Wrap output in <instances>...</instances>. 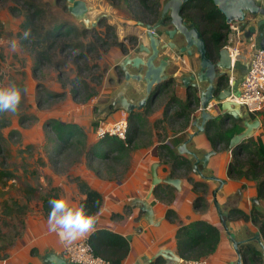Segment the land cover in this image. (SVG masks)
<instances>
[{
    "label": "rangeland",
    "instance_id": "1",
    "mask_svg": "<svg viewBox=\"0 0 264 264\" xmlns=\"http://www.w3.org/2000/svg\"><path fill=\"white\" fill-rule=\"evenodd\" d=\"M26 1L29 0H0V87L16 84L23 97L15 113H0V262L7 259L25 235L27 217L42 213L40 205L49 189L51 175L70 171L81 157L88 159L87 164L91 167L90 158L97 159L100 162L94 166L102 167L104 164V168L109 163L122 160L119 154H113L106 147L108 145L100 146L94 152L90 151V145L99 141L95 129L103 118L104 107L117 88L123 86L124 79L115 69V64L128 54L146 56L139 50V45L149 43L145 25L138 24L142 20L138 19L139 13L132 0H85L89 6L88 27L69 13L67 0H32L33 10L39 8L34 35L22 28L28 7ZM161 1L162 10L167 0ZM256 2L264 6V0ZM258 18L264 19V16L247 13L245 21L241 22L253 37L257 36ZM159 21L161 18L151 24ZM61 23H71L78 32L56 44L50 40V58L38 61L33 50L35 39L54 24ZM25 33L29 40L23 44ZM159 34L161 42L166 43L168 36ZM13 39L19 43L15 52L9 47V41ZM160 52V56H166L171 62L178 54L177 50L169 47L161 48ZM244 52L248 55L246 49ZM182 56L190 67L189 72L197 75L200 70L197 51L193 49L191 54ZM240 58L232 72L234 79L241 75L239 67H245L247 56L242 54ZM116 74L122 78L120 82H117ZM200 85L205 88L207 84ZM196 91L200 94L198 88ZM171 95H176L174 90L167 95L168 99ZM182 98L181 95L179 99ZM93 100L90 135L77 125L67 137V142H61L53 130L52 120H59L56 115L67 112L73 115L71 112ZM162 105L163 102H159L150 111ZM100 109L101 112L98 111ZM179 109L178 103L174 102L170 113L175 114ZM257 115L248 114V117L253 120ZM104 120L113 121L107 117ZM185 121L184 118L178 122L179 128L184 127ZM89 140L92 142L87 145ZM119 145V142L112 144L115 148Z\"/></svg>",
    "mask_w": 264,
    "mask_h": 264
},
{
    "label": "crops",
    "instance_id": "2",
    "mask_svg": "<svg viewBox=\"0 0 264 264\" xmlns=\"http://www.w3.org/2000/svg\"><path fill=\"white\" fill-rule=\"evenodd\" d=\"M244 19L239 21V25L243 30V37L237 61L241 59L242 54L244 57L247 56L245 67H242L243 65L239 67L241 75L237 79H234L232 73L229 75V79L232 77L233 83L234 80L237 83L233 87L236 93L239 92L241 81L248 70L255 50L251 48L250 44H260V32L264 28L261 24L263 19L258 18L257 24L259 28L257 36L253 37L252 32H249L241 24V22L245 21ZM244 48L248 55L245 54ZM160 54L161 52L159 53V58L166 57L160 56ZM182 58L183 56L179 54L176 55L174 62L167 58L169 65L166 73L170 77L165 82V87L167 88L162 93L160 92L161 94L159 93L156 98L148 100L143 108L132 111L134 116L131 119L134 130H129L131 133L128 134L133 137L132 142L129 144L131 148L126 152L117 153V148L109 147V150L114 152L113 154H119L122 157L120 162L106 163L108 165L107 168H104V164L102 167H95L94 163L100 161L90 158L92 159L91 167L87 164L89 160L81 157L79 163L76 166L73 165L70 171L61 175L50 176V185L49 189L46 190V194L52 188H55L60 196L67 197L72 203L80 205L81 200L85 197V194L81 192L78 186V180L80 179L103 195V203L98 212L99 219L95 228L111 230L129 240L130 249L122 264H168V259L161 252L164 249H169L178 254L176 249L177 230L179 227L196 220H204L214 224L218 226L221 232V239L216 251L206 258L208 264H236L237 252L233 247V241L228 232L233 233L235 239L240 241L239 246L246 241H251L260 248L256 240H247L256 233H260L258 227L251 221L229 218L228 216L229 210L232 208L250 212L255 206L264 212V199L257 197V182L245 177L233 179L228 176L227 167L232 157L231 150L229 148L213 149L204 130L198 132L193 125V121L196 119L200 120V106L190 120L178 115L177 112L175 114L170 113L172 103L177 102L180 106L186 100L189 90L198 94L196 89H193L194 87H186L184 84V77L196 74L189 72L190 67L186 58L184 60ZM115 66H118V63ZM135 70L137 69L130 66L131 72H135ZM190 83H192V80ZM123 86L117 88L114 94ZM172 90H174L176 95H171L168 99L167 95ZM144 95L145 83L131 80L127 96L138 101ZM181 95L183 98L179 99ZM174 97L175 99H173ZM111 98L109 101H111ZM159 102H163V105L155 111H150V108ZM212 103L215 104L209 108V111L214 116L213 118L219 114L224 115L220 107L217 106L216 100L212 101ZM94 104L95 100L75 109L74 112H71L73 115L67 112L62 115H56V117L65 123H75L76 126L78 125L90 135L89 130L92 124ZM106 106L103 109L102 120L106 117L112 120L120 118H127L128 120L132 113L129 114L121 109L108 113ZM101 110L98 111L101 112ZM258 114H260V117L257 115L254 119H259L261 125L251 137L260 135L262 140H264V116H262V113ZM184 118L186 119L184 127L179 128L178 122ZM180 139H183V141L174 145V142ZM90 142L92 141L89 140L87 145H90ZM183 142H187V148L194 151L199 157H202L210 150L215 151L210 156L206 167L203 168L201 164L199 166L204 175H213L224 180L225 182L221 187L219 181L207 179L194 173V159H190L188 157L189 154L186 153L185 155L192 162V171L186 174L184 170H179L175 175H172L171 163L160 157L158 147L160 144L166 143L177 150V146ZM58 162L60 163L61 161ZM154 163H158V177L165 178L171 175L172 177L180 178L181 189L177 190L174 186L161 182L155 186L153 193L150 195L153 178L152 166ZM190 177L196 182L206 183L208 191L202 194L199 189L194 187V182ZM156 188L157 190L155 191ZM200 194L204 196L205 204L196 206L194 202ZM137 198L147 200L152 206L154 211L153 223H149L145 212L134 204ZM40 208L42 212L40 215H29L27 217L25 235L16 243L6 259V264H45L44 258L49 252L64 257V245L55 233L48 230V217L44 215L42 202ZM168 209H172L175 212L171 218L166 216ZM220 212L223 216H221ZM223 220L226 221V226ZM0 264H3V262H0Z\"/></svg>",
    "mask_w": 264,
    "mask_h": 264
},
{
    "label": "trees",
    "instance_id": "3",
    "mask_svg": "<svg viewBox=\"0 0 264 264\" xmlns=\"http://www.w3.org/2000/svg\"><path fill=\"white\" fill-rule=\"evenodd\" d=\"M135 2V7L138 11V19L144 24L155 23L161 18L162 1L161 0H132ZM28 5L25 14V21L22 28L29 31L31 35L36 34V18L39 14V8L33 10L34 1H26ZM133 7V6H132ZM14 12V8L11 9ZM181 15L188 24L196 27L201 36L204 38L207 56L214 62L219 59L220 50L227 45L229 37V25L225 16L212 0H191L184 4ZM170 18L166 17L165 21ZM77 31L76 27L71 23L54 24L39 36V40L35 39L33 50L36 59H49L48 49L51 47L50 40L57 43L63 38L69 37L73 32ZM86 30H84V33ZM29 38H22V43L26 44ZM43 44H47L43 46ZM224 82L222 79L217 81V90H221L228 84L229 77H226ZM200 106V96L193 91L187 92L186 100L180 104L178 115L186 117L190 120L194 117L195 111ZM132 112L128 119V134L133 129ZM137 115V114H136ZM264 116V112H262ZM241 118L228 117L227 115H217V117L209 119L205 124L204 132L207 135L212 148L228 149L229 142L233 135L240 133L244 126L241 123ZM54 132L58 133L61 142H67V137L71 135L72 130L77 128L72 123H65L60 120H52ZM133 137L128 135L127 142L120 141L116 138H101L97 143L90 145V151L99 150L100 146L113 147L115 143H120L117 147L119 152H124L128 149ZM183 139L176 140L174 145L182 142ZM159 154L161 158H165L171 164L172 175L177 171L184 170L186 174L192 171V162L185 154H179L178 151L170 145L160 144ZM231 150L232 157L227 167V174L230 178L239 179L242 177L255 180L257 182V197L264 199V140L261 136L249 137L245 139L238 147ZM108 157V155H107ZM106 157V158H107ZM190 179H192L190 177ZM194 182V187L199 189L202 194L208 191V186L204 182ZM79 189L85 197L81 200L80 205H83L86 211L90 214H97L103 203V195L91 188L86 182L78 180ZM157 188L155 189V191ZM57 189L52 188L48 194L42 198V210L44 215L48 217L50 212L49 199L59 197ZM196 206H203L205 199L203 195H198L195 199ZM175 212L168 209L167 218H171ZM229 218L242 219L251 221L255 224L262 236L264 242V212L257 207H253L250 212H245L238 208L229 210ZM221 239V232L218 226L204 220L192 221L186 225L179 227L176 232V249L181 258L184 259H200L207 258L214 253ZM88 241L92 245L96 254L108 259L112 264H122L130 249L129 240L108 229L95 228V231L90 233ZM239 252L243 264H262L263 252L253 242L246 241L239 246ZM17 264V263H14Z\"/></svg>",
    "mask_w": 264,
    "mask_h": 264
},
{
    "label": "water",
    "instance_id": "4",
    "mask_svg": "<svg viewBox=\"0 0 264 264\" xmlns=\"http://www.w3.org/2000/svg\"><path fill=\"white\" fill-rule=\"evenodd\" d=\"M68 11L73 17L85 24V21L90 22L88 17L89 6L85 0H67ZM191 0H167L164 3L162 9V16L164 17L166 13L170 12L169 17L172 29L165 31L168 36V41L166 43L161 42V38L155 31L157 24H144L142 21H138L139 25H145L147 36L149 39L148 45L140 44L139 50L145 52L147 57H142L140 55H125L123 59L118 63L125 73L124 86L116 93L115 100L112 105L114 110L121 109L127 113H131L135 109L139 110L143 108L148 100L156 98V96L161 92L156 88L161 84L165 83L168 77L166 74V68L169 65V60L167 58H162L158 61L160 49L163 47H169L177 50V53L191 54L192 50L195 49L200 57V70L197 75H190L184 77V84L186 87H195L200 90V120L196 119L193 121V125L197 128V131H203L205 124L209 119L214 116L209 111L208 106L210 102L216 100L217 106L220 107L222 114L228 117L241 118L243 119L244 129L235 135H233L229 142V149L238 147L242 142L253 136L255 131L260 127L261 121L259 119L250 120L248 113L241 107V105L232 99L235 94V90L232 87L231 82H229L221 90H217L218 79L225 80L229 77L230 73L233 71L234 65L232 64V58L230 56L229 50L223 47L219 53V59L214 62L207 56V50L204 38L201 36L199 30L192 24H188L181 12L183 10L184 4ZM213 3L219 8L226 18L227 23L233 20H243L247 13L252 15L260 14L264 16V6L258 4L256 0H212ZM95 23L92 22V25ZM264 26V19L261 23ZM86 25V24H85ZM88 27V24L86 25ZM179 34L183 37V45H178L173 41L174 37ZM162 43V44H161ZM260 46L264 49V28L260 32ZM130 66L137 69L135 73L130 71ZM144 68V72L142 69ZM142 81L145 83V95L138 101L129 98L127 96V90L130 87V81ZM192 80V83L190 81ZM190 85H189V83ZM206 83L205 88H201L200 84ZM192 136V134H190ZM177 150L180 154H189L188 157L194 159L193 171L200 176L212 179L220 182V187L224 184V180L217 178L213 175L207 176L203 174L202 169H200V164L202 167H206L209 162V158L214 154V150L206 152L202 157H199L194 151L187 148V142L177 146ZM158 163H154L152 166V188L150 195L153 193L155 186L159 185L161 182L168 183L174 186L177 190L181 189V179L177 177H172L171 175L165 178L158 177L157 174ZM149 195V196H150ZM134 204L140 208L146 214V219L149 223H153L154 211L152 206L147 200L136 199ZM221 213V212H220ZM221 216L223 214L221 213ZM226 226V221L223 220ZM229 236L233 241V247L237 252L236 264H243L242 258L239 252V243L233 233L228 232ZM247 240H256L263 252V262L264 264V243L261 239L260 233H256L254 236L248 238ZM161 254L168 259V264H175L181 257L174 253L172 250L164 249ZM45 264H70L67 260L57 255L56 253L49 252L44 258Z\"/></svg>",
    "mask_w": 264,
    "mask_h": 264
},
{
    "label": "built area",
    "instance_id": "5",
    "mask_svg": "<svg viewBox=\"0 0 264 264\" xmlns=\"http://www.w3.org/2000/svg\"><path fill=\"white\" fill-rule=\"evenodd\" d=\"M238 20L229 22V37L226 47L232 58V64L235 66L240 55V43L242 42L243 30ZM251 48L255 49L252 55L248 70L241 81L239 92L232 96L248 114H258L264 112V49L260 44L251 43ZM234 69V67H233ZM232 87H234L233 78L229 79ZM215 103L210 102L208 109ZM96 137L101 139L105 137L116 138L123 142L128 139V120L120 118L113 121L100 120L95 129ZM87 250L88 254L97 259L100 264H112L108 259L95 253L88 238L78 243V246L69 252L64 246V257L68 263L73 264V255ZM6 264V260L3 261ZM176 264H208L206 258L200 259H184L181 258Z\"/></svg>",
    "mask_w": 264,
    "mask_h": 264
},
{
    "label": "clouds",
    "instance_id": "6",
    "mask_svg": "<svg viewBox=\"0 0 264 264\" xmlns=\"http://www.w3.org/2000/svg\"><path fill=\"white\" fill-rule=\"evenodd\" d=\"M90 22L85 21V24ZM27 33H25V38ZM11 51L19 48L17 40L9 41ZM22 90L16 84L0 87V113H15L22 101ZM50 212L47 218L48 230L55 233L65 248L72 252L78 243L95 231L99 214H90L83 205L72 203L67 197L49 199ZM73 264H100L87 250L73 255Z\"/></svg>",
    "mask_w": 264,
    "mask_h": 264
},
{
    "label": "flooded vegetation",
    "instance_id": "7",
    "mask_svg": "<svg viewBox=\"0 0 264 264\" xmlns=\"http://www.w3.org/2000/svg\"><path fill=\"white\" fill-rule=\"evenodd\" d=\"M169 14H170V12L168 13V15H166V17H168V18H170L169 17ZM168 22L169 23H166L165 22V19L163 18V16H162V14H161V21H159V22H157L156 24L158 25L157 26V28H156V32L158 33V35H159V37H160V34H159V32L160 33H165V31L166 30H168V29H172L173 28V25L171 24V21H170V19L168 20ZM174 39H175V41L174 42H176L178 45H183L184 44V42H183V37L181 36V35H179V34H177L175 37H174ZM168 41V40H167ZM162 44V43H161ZM161 50V49H160ZM160 53V52H159ZM185 54H187L188 55V53H181L180 55H185ZM148 55V54H147ZM147 57V56H146ZM145 57V58H146ZM162 58H167V57H158V61L160 60V59H162ZM115 67V69H117V70H119L118 72H119V74L121 75V77H123V79H124V82H125V73H124V71L122 70V68L118 65V66H114ZM167 69V68H166ZM137 70H135V72H136ZM135 72H132V73H135ZM142 72H144V68L142 69ZM167 74V73H166ZM168 75V74H167ZM122 78H120L119 77V75H117L116 74V80H117V82H120V80H121ZM224 82L226 81V80H223ZM165 83H163V84H161L160 86H158L156 89L157 90H161V93L163 92V91H165V89L167 88V87H165ZM163 88H164V90H163ZM193 89H196L195 87L193 88ZM192 89V90H193ZM189 90V89H188ZM118 92V91H117ZM116 92V93H117ZM116 93L113 95V97L111 98V101H109L108 103H107V106H106V109H107V112L108 113H110V112H113V111H115L114 110V108H113V106H111L112 105V103H113V101L115 100V96H116ZM160 93V94H161ZM158 96V95H157ZM156 96V97H157Z\"/></svg>",
    "mask_w": 264,
    "mask_h": 264
}]
</instances>
